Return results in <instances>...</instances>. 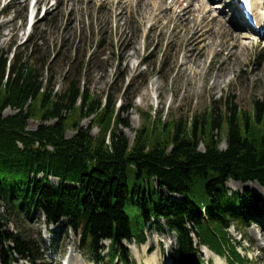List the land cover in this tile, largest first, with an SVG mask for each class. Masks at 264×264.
<instances>
[{
  "label": "trees",
  "instance_id": "1",
  "mask_svg": "<svg viewBox=\"0 0 264 264\" xmlns=\"http://www.w3.org/2000/svg\"><path fill=\"white\" fill-rule=\"evenodd\" d=\"M31 48L35 52V45ZM32 62L17 49L12 59L0 50L4 263L17 261L15 254L32 258L31 241L7 229L3 205L16 215L42 213L49 225L67 219L91 250L110 241L112 264H130L124 243H145L147 228L160 219L178 235L171 253L175 264H204L202 246L227 256L230 264L249 262L228 229L232 224L246 228L264 211L231 194L227 185L236 180L264 187V101L255 103L253 113L228 104L195 116L191 124L183 118L167 123L145 112L146 123L130 142L124 132L130 123L121 117L130 107L121 112L112 98L103 101L77 81L55 92ZM8 109L15 113L5 114ZM32 119L41 121L35 130H29ZM86 119L92 122L87 128ZM69 130L75 131L71 137ZM162 190L181 199H165Z\"/></svg>",
  "mask_w": 264,
  "mask_h": 264
},
{
  "label": "rangeland",
  "instance_id": "2",
  "mask_svg": "<svg viewBox=\"0 0 264 264\" xmlns=\"http://www.w3.org/2000/svg\"><path fill=\"white\" fill-rule=\"evenodd\" d=\"M191 1L182 0L176 10L188 7ZM193 1L192 4L200 8L201 3ZM203 1L207 18L213 20L218 34L212 37L208 27L197 26L198 34L193 43L196 49L190 53L186 46L194 31L186 35L185 28L176 29L174 23L167 24L166 18L161 23L167 24L163 35L160 28L150 31L156 22L155 12L146 20L132 7V11L128 9L123 20L117 22L111 17L114 13L105 0L87 4H68L61 0H0V50L9 52L10 59L16 49L22 56L32 58V63L40 69L43 79L50 80L55 92L60 93L77 81L82 89L103 101L112 98L117 110L130 107L121 116L130 123V128L123 127L130 142L146 123L145 112L167 123L183 118L190 124L195 116L215 108L224 110L228 104L239 111L253 113L255 103L264 101V37L248 30L247 23L240 19L228 0ZM133 2L135 0L130 3ZM115 6L113 0L111 7ZM256 8L258 14L259 10L264 12V0H257ZM198 15L197 23L202 18V14ZM129 42L135 45L129 47ZM33 45L35 52H32ZM231 50L235 56H231ZM186 56H190L197 67L187 61ZM153 83L158 85L155 90L151 89ZM146 91L151 96L145 97ZM13 113L11 109L5 112ZM40 124L41 121L32 119L29 130H35ZM82 125L87 128L92 122L86 119ZM98 131L96 127L91 133L96 136ZM74 134V130L67 132L68 137ZM226 148L224 139L221 149ZM200 149L204 150L203 145ZM51 181L55 185L59 183L55 178ZM258 185V182L231 180L227 187L231 194H241L245 202H254L264 211V187ZM161 192L165 199H181L165 190ZM9 212L3 205L1 213L7 217V229L31 241L32 260L15 254L17 261L13 264H112L107 256L109 241L91 250L68 226L67 219L58 225H49L39 212L17 215ZM228 233L249 259L245 264H264V217L256 216L246 228L232 224ZM145 235L143 244L134 240L125 242L130 264H154V257L158 258V264H175L171 252L177 247L178 235L164 219L156 223L152 220ZM193 235L195 243L199 244L198 236ZM202 251L204 264H230L227 256L220 258L205 247ZM0 264H7L1 253ZM115 264L124 263L116 261Z\"/></svg>",
  "mask_w": 264,
  "mask_h": 264
},
{
  "label": "bare ground",
  "instance_id": "3",
  "mask_svg": "<svg viewBox=\"0 0 264 264\" xmlns=\"http://www.w3.org/2000/svg\"><path fill=\"white\" fill-rule=\"evenodd\" d=\"M91 1H93V0H61V2H67L68 4L70 2L87 4L88 2H91ZM112 1L113 0H105V4H107L109 9L114 13V15H111V17L113 19L117 20V22H120L121 20H123L126 11L128 9L131 10L133 7L136 9L139 16L143 19H146V20H147V18L150 17L149 14H152L153 12L157 13V15L155 16L156 22H154V24L151 26L150 31L151 30L153 31V30H156L157 28H160V34L163 35L164 29L166 28L167 24H169L170 22L174 23L176 29H178V28L184 29L185 28L186 35L188 34V32L190 30H193L194 31L193 35L188 39V44L186 46L188 52H190V53L195 51V49H196L195 47H193V43L195 42V40L197 38V34H198L197 30H196L197 26L200 29H204V28L208 27V31L210 32L212 37L214 36V34L215 35L218 34L217 31L215 30L213 24H212L213 20L209 21L207 18L208 17L207 16L208 11H207V9H205V1H203V0L202 1L196 0V1H199L201 3L200 8L195 7V5L192 4V2H194L192 0L190 2V4L188 5V7H183V8H181V10H178V11L176 10V6L178 4H180L182 0H172L170 3L167 0H135V2H133V3H130L131 0H115L116 6L114 9L111 7ZM256 3H257V0H254V10L255 11L257 10ZM201 9H203L202 12H201ZM198 13L202 14V18H201L199 23H197V21H196L197 17H199ZM256 13H257V17L259 18L260 15L258 14V11H256ZM148 15H149V17H148ZM163 18L164 19L166 18L168 20V23L166 25L161 24ZM263 20L264 19L262 17L261 22H263ZM137 21H139V18H137ZM247 25H248V23H247ZM228 35H230V34L228 33ZM134 45L135 44H133L131 42L128 43L129 47L130 46L132 47ZM222 45L225 46V43H223ZM230 54H231V56H235V52H232V50L230 51ZM191 56H193V55H191ZM124 57H127V54L125 55V53H124ZM145 58H146V56H145ZM185 58L187 61H189L190 63L192 62L194 64V66H196L194 63V60L190 56H186ZM197 63H199V62H197ZM157 88H158V85L156 83H153L151 89L155 90ZM145 95H146L145 97H147V95L149 96L150 94L148 91H146ZM142 96H144V95H142ZM258 187L261 188L260 185H258ZM153 259H154L153 260L154 264H158V262H157L158 258L154 257Z\"/></svg>",
  "mask_w": 264,
  "mask_h": 264
},
{
  "label": "clouds",
  "instance_id": "4",
  "mask_svg": "<svg viewBox=\"0 0 264 264\" xmlns=\"http://www.w3.org/2000/svg\"><path fill=\"white\" fill-rule=\"evenodd\" d=\"M249 256H250V258H251L252 254H251V253H249Z\"/></svg>",
  "mask_w": 264,
  "mask_h": 264
}]
</instances>
